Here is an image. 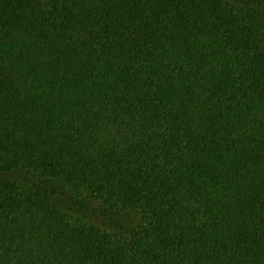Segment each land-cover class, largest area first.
I'll return each mask as SVG.
<instances>
[{
	"label": "trees",
	"instance_id": "trees-1",
	"mask_svg": "<svg viewBox=\"0 0 264 264\" xmlns=\"http://www.w3.org/2000/svg\"><path fill=\"white\" fill-rule=\"evenodd\" d=\"M0 264H264V0H0Z\"/></svg>",
	"mask_w": 264,
	"mask_h": 264
}]
</instances>
